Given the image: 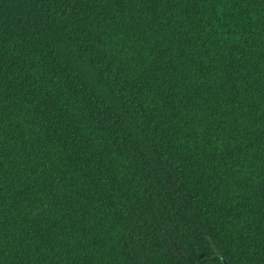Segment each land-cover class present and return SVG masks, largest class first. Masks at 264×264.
I'll use <instances>...</instances> for the list:
<instances>
[{
    "label": "trees",
    "instance_id": "1",
    "mask_svg": "<svg viewBox=\"0 0 264 264\" xmlns=\"http://www.w3.org/2000/svg\"><path fill=\"white\" fill-rule=\"evenodd\" d=\"M264 264V0H0V264Z\"/></svg>",
    "mask_w": 264,
    "mask_h": 264
},
{
    "label": "water",
    "instance_id": "2",
    "mask_svg": "<svg viewBox=\"0 0 264 264\" xmlns=\"http://www.w3.org/2000/svg\"><path fill=\"white\" fill-rule=\"evenodd\" d=\"M216 254L219 255L223 259L225 264H229L228 261L225 259V257L222 255V253L218 249H216Z\"/></svg>",
    "mask_w": 264,
    "mask_h": 264
}]
</instances>
